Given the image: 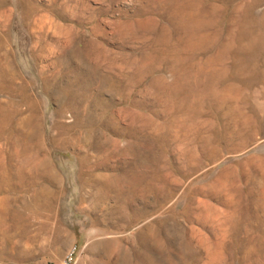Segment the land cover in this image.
<instances>
[{
  "label": "rangeland",
  "instance_id": "374dc122",
  "mask_svg": "<svg viewBox=\"0 0 264 264\" xmlns=\"http://www.w3.org/2000/svg\"><path fill=\"white\" fill-rule=\"evenodd\" d=\"M264 264V0H0V264Z\"/></svg>",
  "mask_w": 264,
  "mask_h": 264
},
{
  "label": "built area",
  "instance_id": "2783aa9c",
  "mask_svg": "<svg viewBox=\"0 0 264 264\" xmlns=\"http://www.w3.org/2000/svg\"><path fill=\"white\" fill-rule=\"evenodd\" d=\"M60 264H74L73 251L68 253Z\"/></svg>",
  "mask_w": 264,
  "mask_h": 264
}]
</instances>
